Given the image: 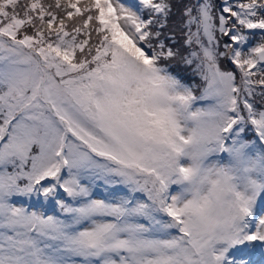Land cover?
<instances>
[{
  "label": "snow or ice",
  "instance_id": "obj_1",
  "mask_svg": "<svg viewBox=\"0 0 264 264\" xmlns=\"http://www.w3.org/2000/svg\"><path fill=\"white\" fill-rule=\"evenodd\" d=\"M139 5L0 0V264L264 253V0Z\"/></svg>",
  "mask_w": 264,
  "mask_h": 264
},
{
  "label": "trees",
  "instance_id": "obj_2",
  "mask_svg": "<svg viewBox=\"0 0 264 264\" xmlns=\"http://www.w3.org/2000/svg\"><path fill=\"white\" fill-rule=\"evenodd\" d=\"M185 2V0H173V11L177 13L178 15V9L181 6V3ZM214 3H216L218 6L220 4V0H214ZM147 15V13H145ZM175 19V17H173ZM227 39V38H225ZM194 65L187 66V65H176L174 64L172 67L173 73L177 74L182 80L188 83H200V77L198 75H195L192 71Z\"/></svg>",
  "mask_w": 264,
  "mask_h": 264
},
{
  "label": "rangeland",
  "instance_id": "obj_3",
  "mask_svg": "<svg viewBox=\"0 0 264 264\" xmlns=\"http://www.w3.org/2000/svg\"><path fill=\"white\" fill-rule=\"evenodd\" d=\"M121 2L125 3L127 6H130V7H133V8H136L137 10H139L140 8V5H139V0H121ZM126 189L120 187V188H117L116 191H120V192H123L124 194L127 193V191H125ZM109 191H112V189H109ZM125 191V192H124ZM105 192H103L102 189H97V195H104ZM107 194V193H106ZM141 196V198H144L143 197V194H138ZM27 200H30L33 202V205L31 206V208H35L36 206L34 205L35 202L39 203L40 205L38 206V208L36 209H40V210H43V207L45 206L46 202L43 200L42 197H32L31 199L29 198H24V197H17L15 198V201L18 203V204H26V201ZM258 210L259 211H264V200H262V202L258 205ZM44 211V210H43ZM264 264V263H263Z\"/></svg>",
  "mask_w": 264,
  "mask_h": 264
},
{
  "label": "clouds",
  "instance_id": "obj_4",
  "mask_svg": "<svg viewBox=\"0 0 264 264\" xmlns=\"http://www.w3.org/2000/svg\"><path fill=\"white\" fill-rule=\"evenodd\" d=\"M225 210H227V209H225Z\"/></svg>",
  "mask_w": 264,
  "mask_h": 264
}]
</instances>
